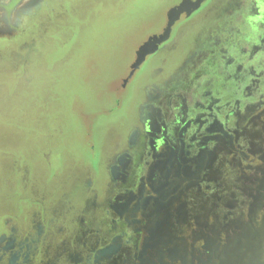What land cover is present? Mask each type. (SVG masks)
<instances>
[{
  "label": "rangeland",
  "instance_id": "rangeland-1",
  "mask_svg": "<svg viewBox=\"0 0 264 264\" xmlns=\"http://www.w3.org/2000/svg\"><path fill=\"white\" fill-rule=\"evenodd\" d=\"M183 1L0 0V264H264V0L174 24L181 98L156 111L178 130L134 127L163 72L151 57L128 74ZM130 208L141 234L122 257L102 235Z\"/></svg>",
  "mask_w": 264,
  "mask_h": 264
},
{
  "label": "flooded vegetation",
  "instance_id": "flooded-vegetation-1",
  "mask_svg": "<svg viewBox=\"0 0 264 264\" xmlns=\"http://www.w3.org/2000/svg\"><path fill=\"white\" fill-rule=\"evenodd\" d=\"M189 2H191L192 4L196 3V2H192V1H189ZM208 2H209V0H206V1L203 0L201 2L200 6L198 7V9H196V11L193 10V6H191L192 5L191 4L189 6L190 12H191V13H189L190 15L186 16L187 12L182 13L180 18L176 21L175 24L189 20L190 17L193 16L196 12L202 10ZM175 28H176L175 25L172 26L169 38L166 41L162 42L159 45L158 49L153 54L146 56L145 61H147L148 59H150L152 57L151 60L153 59L154 64L159 65V66H157L158 68L156 70L163 72V73L162 74L156 73L155 76H152L153 78L151 80H149V78L146 79V81L147 80H149V81H148V84L145 85V88L143 90V96H144L143 100L140 101V103L138 105L139 106V115H138L139 122L134 125V127H136V128H139V129L143 128L144 122H147V121H149L150 123L151 122L153 123L154 121L158 122L160 120L162 121L165 119L167 125L170 127L172 132H175V130H178L177 129L178 126L176 125V121H175L177 114L175 112L172 114V110H171L168 115L163 116L156 111V108L161 109L163 111L168 109L169 108L168 102L170 104H172L173 108H174V106L177 107V103L179 102V98H181L180 97V94H181L180 91H177L178 88L171 86L169 81L171 80L170 78H172V75H174V72L179 71V69H181L183 66L181 64L176 69L175 65H176L177 61L174 60L175 58H173V54H175L176 56L178 54L181 55V53H183V52L185 53V49H182V48L179 49V47L178 48L176 47L175 49H173V51H170L169 54H167L165 56L163 55V53L167 50L168 45L174 39ZM188 53L189 52H186V55ZM187 56H189V54ZM165 57H166V60L170 57L169 60H172L170 62V65L174 66V68L171 69L172 71H171V74L169 75L168 78L166 77L167 75H165V70L167 69V67L165 66V64L163 62ZM142 65L140 67L141 70L143 68ZM140 69H139V72H140ZM245 70L247 71V69H245ZM245 70L242 72L241 66L240 65L236 66L235 73H234V78H236V80H237L235 82V86H236L235 90L236 91L232 94L235 96L234 102L238 101L239 96H241V99H242V92L240 93L239 88L237 89V87L239 86L238 79L240 80L241 75L243 73H245ZM192 71L193 70H192L191 66H188L187 67V74H186L187 75V79H186V89L187 90H188L187 87H189L192 79L197 76L194 73H192ZM136 73H137V71H136ZM136 73H134V75H136ZM192 74H194V75H192ZM147 76H149V75H147V71H146L144 73V75L142 76V78L144 77V79H145V77H147ZM129 80L130 79L127 77L125 83H127ZM224 88H226V87L224 86ZM156 89H158V90H156ZM184 94L182 96L183 101H184ZM232 95H229V97ZM244 95H245V93H244ZM159 115H161V116H159ZM140 116H144L145 120L142 121V117H140ZM132 120H133V118H132ZM140 140H141V143H139L138 145L135 144L133 147H130L128 145V147L125 148L124 150L134 151L135 154L140 153L141 150L143 149V144H142L143 138H140ZM171 144H173V141L171 142ZM124 150H122L120 152V155L124 154V152H123ZM132 162L134 163V165L137 164L138 156H135V160ZM131 177H133V176H131ZM126 189H128V187L127 188L124 186L120 187V191L117 195H120L121 194L120 192H122L123 190H126ZM141 201H142V199L140 197H138L135 204L140 205ZM133 207H135V206H133ZM130 211H132L131 208L129 209L128 214H125L122 217H117V211L109 209V213L111 214L112 219L117 220V224H116V226L113 225L111 227L106 228L105 233L102 235L103 237L106 238V240H104L101 237L99 238V240H104L105 243H107V244L120 245L122 250H121V252H119L118 256H122V257H125L124 256V249H126L127 247L129 248V247L133 246L134 242L132 244H130L131 242L129 243V241L133 240L136 242L139 238V234H141L140 233V224H139L140 221H142L141 215H137V217H136L135 213L133 211H132V213H129ZM143 212H145V210ZM123 220L126 221V224L122 223ZM143 245H144V241L141 243V247H143Z\"/></svg>",
  "mask_w": 264,
  "mask_h": 264
},
{
  "label": "water",
  "instance_id": "water-1",
  "mask_svg": "<svg viewBox=\"0 0 264 264\" xmlns=\"http://www.w3.org/2000/svg\"><path fill=\"white\" fill-rule=\"evenodd\" d=\"M202 1L203 0H198L195 4H192L188 0H184L182 4L175 6L170 10L168 15L167 28L161 35L153 36L149 39V41L141 46V48L137 52V58L131 67L129 77H131L134 74L135 70L140 67L141 63L146 59L147 55L154 53L158 49L159 45L169 38L171 28L180 18L181 14L183 12H187V14L191 13L189 7L191 4V6H193V10H196L200 6ZM141 51H144V53L140 56Z\"/></svg>",
  "mask_w": 264,
  "mask_h": 264
},
{
  "label": "bare ground",
  "instance_id": "bare-ground-1",
  "mask_svg": "<svg viewBox=\"0 0 264 264\" xmlns=\"http://www.w3.org/2000/svg\"><path fill=\"white\" fill-rule=\"evenodd\" d=\"M153 43V42H152ZM144 53V51H141L140 56Z\"/></svg>",
  "mask_w": 264,
  "mask_h": 264
}]
</instances>
